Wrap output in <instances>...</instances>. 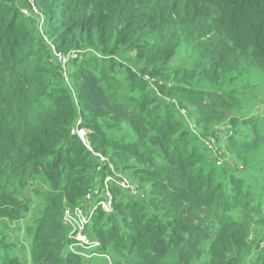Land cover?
Listing matches in <instances>:
<instances>
[{
    "label": "trees",
    "instance_id": "16d2710c",
    "mask_svg": "<svg viewBox=\"0 0 264 264\" xmlns=\"http://www.w3.org/2000/svg\"><path fill=\"white\" fill-rule=\"evenodd\" d=\"M34 1L44 16L38 28L30 26L28 17L33 16L23 13L31 11L28 0L20 6L0 0V214H6V206H22L17 188L38 176L51 193L41 223L53 224L54 234L62 232L50 251L59 256L64 244H70L65 237L68 225L64 220L63 225L57 223L62 211L105 176L75 130L90 131L87 137L94 149L117 163L115 147L101 141L106 140L105 119L112 125L126 124L139 142L136 149L158 148L163 159L148 157L133 172L148 181L152 197L130 198L115 207L128 210L130 219L102 212L93 237L101 243L100 251H114L115 264H196L203 259L201 264H235L244 248L249 250L251 224L264 222V204L254 211L242 177L229 173L228 183L198 166L189 131L172 115L177 108L170 97L178 92L197 104L199 123L223 120L235 112L236 82L253 70L264 71V0ZM179 47L194 57L189 59L192 72L196 70L207 90H193L185 81L182 88L161 82L155 92L132 99L130 106L119 102L105 84H112L118 72L139 85L143 78L135 72L162 76L165 59ZM54 52L78 57L64 69ZM126 55L142 61L144 68L133 74L129 61L122 60ZM45 57L53 62L45 64ZM100 61L105 67H99ZM75 62L80 68L70 74ZM254 118L252 124L261 126L260 117ZM251 134L248 140L233 133L229 146L239 155L256 151L264 134ZM92 228L90 223L87 231ZM2 237L0 232V264H8ZM72 256L61 264H80ZM37 257L34 252L36 264Z\"/></svg>",
    "mask_w": 264,
    "mask_h": 264
},
{
    "label": "rangeland",
    "instance_id": "374dc122",
    "mask_svg": "<svg viewBox=\"0 0 264 264\" xmlns=\"http://www.w3.org/2000/svg\"><path fill=\"white\" fill-rule=\"evenodd\" d=\"M7 1L9 5L14 1L16 5L20 6L24 0ZM28 1L31 5V11L23 9V13L33 16L28 17V19L33 22L30 26H34L35 28L41 27L44 18L43 13L39 10L34 0ZM39 33L41 34V31H39ZM44 40L53 52L52 42L47 41L46 38ZM193 58L194 57H192L190 53L188 54L183 47H179L177 48L176 54H170L169 57L165 59L161 68L163 72L162 76L150 77L148 74L141 75V73L135 72L138 78H143L141 81L143 84L139 85L136 84L137 80L128 82L129 76L125 72H118L119 74L115 75V78L111 81L112 84L106 81L105 84L109 85L108 87L111 88V93L116 95L119 102L130 106L131 103L135 102L132 99L142 98L149 90L155 92L157 88L156 84L161 82L164 84L163 86L182 88L187 86L181 82L185 81L187 84L192 83L193 90H207L206 85L203 83L201 84L200 77L195 74L196 70L192 72L194 66L189 59L193 60ZM122 60L129 61L127 64L128 67L131 68L133 74L134 70L140 71L144 68L143 62L138 61L136 58H132V56L126 55ZM48 61L53 62V59L51 58L48 60V58L45 57V64L50 65ZM100 62L101 64L99 67H105L102 61ZM94 64L95 62L91 63L90 66L93 67ZM71 67L70 74H73L75 69L78 70L80 68V64L75 62ZM108 69L112 71L114 67L110 65ZM147 76H149L152 81H148L146 79ZM108 87L106 88L108 89ZM234 89V91H236L235 105L237 108L235 112H230L228 117H225L223 120L208 119L205 122L199 123L197 112L198 105L193 101H188L183 94L178 92H173L170 97L174 99L172 103H175L177 108H172V115L179 121L182 129H187L189 131L188 137L191 146H193L196 151L197 157L195 162L199 163L198 166L208 171L210 170L212 173H215L217 177L224 179L228 183L232 182V179L228 176L229 173H234L235 176L242 177L246 183V189L251 194L254 201V211H257L258 206L264 204V143H262L259 149L252 153L239 155L236 149L229 146V141L233 133V137H241L242 139L248 140L251 139V133L255 131H261L264 134V71H251L249 77L242 78L236 82ZM183 110L187 111V115L182 113ZM255 116L260 117L262 121L261 126L252 124V122H254L252 120L255 119ZM82 121L83 119L81 117L78 125H80ZM101 121L102 125L106 128L104 131V138L106 140L101 141L106 147H115L114 151H116L117 155H114L113 160L117 162L116 164L117 166L119 165V168L122 170L123 168L125 169L126 172L124 174L133 184L139 187L140 195L143 196L122 195V191L114 190L112 212L117 213L118 216L130 219L131 213L128 210H124L123 208H118L117 210L115 207L120 204H127L130 198L150 199L152 197L147 184L148 181H141L138 175H133V172L138 169V166H142L144 161H147L146 159L148 157L150 159H158V161L161 162L163 154L158 148H152L149 145L136 149L135 146L138 145L139 142L137 143L133 140L134 136L130 133L126 124L112 125L111 123H107L105 119ZM75 133L80 137L83 145L92 155L94 152L99 153L88 140L87 135L90 131L79 128L75 130ZM236 133H239V135L237 136ZM207 137H215L217 139L216 151H210L204 145L203 141ZM84 146L80 150L81 153ZM126 147L130 148L131 151L129 158L124 155V153L128 152ZM101 153L102 152L99 154L103 155V153ZM142 154L145 155V157L143 156V158H140L139 155ZM84 155H87V153ZM112 163L115 164L114 162ZM144 167L147 168V170L151 169V166L147 164L144 165ZM24 183H26L24 186L20 185L17 188L19 197L18 202L22 203V206H6V214H0V232L1 235H3L2 241L6 244L4 251L9 259L8 264H36L33 261L34 252L38 253L36 259L37 264H61L62 259L66 260L68 256L72 255L75 261L80 262V264H115L114 251H111V254L108 249L102 252L99 248H79L80 251L87 252V256L84 257L80 254L72 253L70 248L71 242L68 246L66 243L64 244L59 252V256L56 257V254H50L54 243L56 241L59 242L56 238L61 237L62 232L54 234L55 227L53 224L47 227L44 225L43 227L41 223L44 209L47 203L48 205L51 203V193L48 192L49 187L46 186V184L43 185L40 182V178L35 175H33L32 178H27ZM1 204L0 201V206ZM85 204L84 196L83 199L76 201L72 206H66L65 211H62L61 219L59 218L57 223L63 225L65 222L68 227L71 228V231H76V226L73 227V225L65 220V214L67 210H72ZM102 212L107 214L102 208H98L93 214V220L91 222L93 228L86 232V236L90 240L95 236V232L99 230L97 227L102 224L101 221L98 222V218L102 215ZM113 213L107 215H112ZM72 224L75 223L73 222ZM252 224L247 234L249 250L244 248V254L241 256L240 260L234 262L235 264H264V222ZM67 235H71L69 230L68 233L65 230L66 242ZM72 239L73 236H70L69 240L72 241ZM246 251H248V255ZM202 261L196 264H201Z\"/></svg>",
    "mask_w": 264,
    "mask_h": 264
},
{
    "label": "built area",
    "instance_id": "2783aa9c",
    "mask_svg": "<svg viewBox=\"0 0 264 264\" xmlns=\"http://www.w3.org/2000/svg\"><path fill=\"white\" fill-rule=\"evenodd\" d=\"M54 55L64 69L69 66L71 59H76L78 57L76 53L64 55L62 53L54 52ZM146 79L152 81L149 76H147ZM182 113L185 115L186 111L183 110ZM203 142L208 150L213 152L216 151L217 140L215 137H208ZM94 155L98 158L100 163L99 171H103L105 176H103V181L100 185L97 184L95 187L88 190L85 196V205H80L72 210L66 211L65 220L73 225V227L76 226L77 229L73 232L71 231V228L68 227L71 234L69 237L73 236L72 241H70L72 252L76 251V247L89 249L100 246V243L97 241H89L86 236V230L91 222L94 212L98 208H102L106 213H111L113 211L114 190H122L131 196H139V187L134 185L127 176L119 172L112 162L99 153L94 152ZM73 222L75 224H72Z\"/></svg>",
    "mask_w": 264,
    "mask_h": 264
},
{
    "label": "clouds",
    "instance_id": "9594fccd",
    "mask_svg": "<svg viewBox=\"0 0 264 264\" xmlns=\"http://www.w3.org/2000/svg\"><path fill=\"white\" fill-rule=\"evenodd\" d=\"M186 111V110H185ZM185 115H187V111H186V114ZM208 138V137H207ZM217 140V139H216ZM207 148V147H206ZM208 149V148H207ZM128 178V177H127ZM129 179V178H128ZM130 180V179H129ZM135 185V184H134ZM87 194V193H86ZM139 194H140V191H139ZM86 196V195H85ZM129 196H131V195H129ZM143 197V196H142ZM95 213V212H94ZM106 213V212H105ZM111 213H113V212H111ZM107 214H109V213H107ZM92 220H93V217H92V219H91V222H92ZM90 222V223H91ZM90 225V224H89ZM86 232H87V230H86ZM89 241H91V242H93V241H97V242H99L98 240H96V239H92V240H90L89 239ZM100 243V242H99ZM79 248H81V247H76V251H78V252H72V253H76V254H80V255H82V256H84V257H86L87 256V252H83V251H80L79 250ZM97 248H99V249H101V243H100V246L99 247H97Z\"/></svg>",
    "mask_w": 264,
    "mask_h": 264
}]
</instances>
